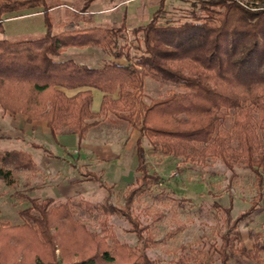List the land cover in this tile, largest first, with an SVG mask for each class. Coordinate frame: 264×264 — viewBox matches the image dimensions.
I'll return each instance as SVG.
<instances>
[{
    "label": "trees",
    "instance_id": "1",
    "mask_svg": "<svg viewBox=\"0 0 264 264\" xmlns=\"http://www.w3.org/2000/svg\"><path fill=\"white\" fill-rule=\"evenodd\" d=\"M92 1L86 0L87 7ZM57 4L0 0V31L4 30L5 13L39 6L44 7L50 27L48 11ZM165 5L166 0H161L153 17L139 28L146 35V55L136 64L129 58L127 63L108 61L92 67L73 59H57L63 48L74 45L113 50L125 25L74 27L57 33L50 27L42 36L0 39V116L5 112L24 114L30 121H45L55 136L73 132L81 142L102 116L112 112L141 133L137 141L141 174L129 187L123 206L110 202L114 185L90 170L88 179L108 192L103 202L73 197L57 202L53 197L24 195L31 204L18 210L21 224H0V264H158L115 235L110 242L109 234L91 229L77 210L98 209L104 225L111 215L120 213L139 239L151 241L150 235L144 236L146 226L141 227L132 211L135 196L161 178L145 165V136L162 155L205 162L221 159L233 175L237 166L254 173L257 193L234 219L232 200L229 206L214 202L226 212L227 228L211 247L220 264H231L233 258L264 264L261 234L251 231L249 247L240 229L264 198V0H194L193 19L176 23L158 22V12ZM146 78L173 83L182 90L146 103L141 95ZM82 86L106 92L101 111L92 109L91 89L72 96L63 90ZM116 91L120 96L114 98ZM38 168L26 150L0 151V179L9 186L16 185L17 171ZM182 249L174 264H190L192 254L185 246Z\"/></svg>",
    "mask_w": 264,
    "mask_h": 264
},
{
    "label": "rangeland",
    "instance_id": "2",
    "mask_svg": "<svg viewBox=\"0 0 264 264\" xmlns=\"http://www.w3.org/2000/svg\"><path fill=\"white\" fill-rule=\"evenodd\" d=\"M148 1L152 4L158 0ZM193 2L194 0H166V5L161 7L162 9L158 12V22L176 23L193 19L191 12L195 6ZM158 8L154 11L150 9L149 12L146 9L143 16L144 22H140V24L135 23V25L129 26L122 22L111 25L114 27L125 25L117 39L115 48L107 50L99 47L108 52L121 53V56L128 60L130 58L131 62L136 64L138 58L146 55V35L139 28L153 17ZM218 8L223 9L221 6ZM196 9L204 11L201 12L202 15L206 14V11L199 6ZM15 22L8 23L14 24ZM3 26L5 29L4 22ZM145 81L146 84L141 95L146 103H149L151 98L166 96L172 91L182 90L181 87L173 83H160L150 78H146ZM9 113L5 112L0 116V151L4 152V148L10 147V144L27 151L30 149L32 141L25 136H32V134L14 126L10 118L3 119L4 115L11 116ZM129 125L133 127L131 124ZM7 136L21 137L20 139L9 137L11 139H8ZM33 144L39 143L34 142ZM143 145L146 152L145 165L150 172L160 174L161 178L158 183L146 185L145 189L135 196L132 211L139 218L141 227L146 226L144 236L150 235L151 241L146 243L143 239H139L137 234L131 230L130 222L120 213L111 215L106 225L102 223L103 214L96 208H91V210L78 208V216L86 221L91 229L109 234L110 242H112L111 235H115L122 242H127L134 249L136 248L137 251L145 252L158 264H174L173 262L181 257L183 246L188 248L189 254H192L190 264H220L218 255L213 251L211 244L219 241L220 234L226 230L227 214L218 209L214 202L229 206L232 200L231 218L234 219L250 206L251 200L257 193L254 173L249 168L237 166L236 173L233 175L221 159H208L205 162L162 155L160 152L154 151L146 136L143 138ZM40 152L41 150L34 151L37 159L40 157ZM43 170L39 166L36 171H17L16 185L14 186H9L0 179V224L2 222L21 224L22 218L18 210L31 204L24 195L44 199L41 198L43 189L36 188L38 185L50 181L47 180L49 176ZM140 174L138 172L136 176L138 177ZM82 175L90 178V174L82 173ZM101 177L103 181H108L103 175ZM135 183L136 181L132 182V185ZM97 184L99 183H92L94 189L91 194H80L73 198L76 201L86 199L93 203L103 202L108 192L106 189L102 190ZM130 186L131 184L114 185L110 202L116 206H123L125 195H127ZM65 200L56 199L57 202ZM240 229L247 246L251 247L253 243L251 231L260 233L261 241H264V198L260 207L241 222ZM57 253L61 254L59 250ZM236 260L233 258L231 264H249L246 261L238 262Z\"/></svg>",
    "mask_w": 264,
    "mask_h": 264
},
{
    "label": "crops",
    "instance_id": "3",
    "mask_svg": "<svg viewBox=\"0 0 264 264\" xmlns=\"http://www.w3.org/2000/svg\"><path fill=\"white\" fill-rule=\"evenodd\" d=\"M54 1L59 4L49 9L48 17L52 31L57 33L74 27L111 26L122 22L129 26L135 23L140 24L144 22L143 16L146 9H148L147 12L150 9L156 10L161 0L152 4L148 3V0H93L88 7L85 4L86 0H53L51 2ZM44 13L42 6L5 13L3 21L5 29L0 31V39L20 40L46 34L50 27L47 25ZM57 59H73L92 67L103 66L108 61L128 62L126 57H116L112 52L97 45L69 46L61 51ZM86 89H91L94 96L92 109L101 111L105 91L89 86L63 88L69 96ZM112 96L117 98L120 95L116 91ZM110 113L112 112L105 114L101 122L92 127L81 142L78 135L73 132H59L55 136L45 121H30L24 114L9 113L11 116H2L3 119L10 118L14 126L32 134V136H25L32 141L27 151L49 176L47 180H50L36 187L43 189L41 198L53 197L56 200L91 194L94 189L92 183L97 182L82 175L89 170L103 175L108 180L107 183L116 186L132 185V182L136 181L139 166L137 141L141 133L135 127H131L130 123L117 117L116 113ZM10 120L7 121L10 122ZM7 137L20 139L21 136ZM34 142L43 147L35 146ZM14 148L19 149L12 144L4 149ZM35 150H41L39 160L34 154ZM97 185L102 190L106 189L100 184Z\"/></svg>",
    "mask_w": 264,
    "mask_h": 264
}]
</instances>
